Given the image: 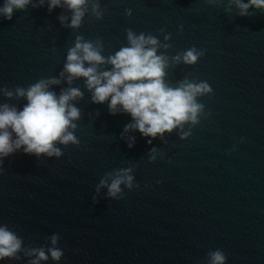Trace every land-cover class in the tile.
Returning <instances> with one entry per match:
<instances>
[{
    "label": "water",
    "instance_id": "95a60500",
    "mask_svg": "<svg viewBox=\"0 0 264 264\" xmlns=\"http://www.w3.org/2000/svg\"><path fill=\"white\" fill-rule=\"evenodd\" d=\"M83 10L77 27L67 5L49 10V0H32L11 20L0 15V106L22 110L28 101L17 89L41 81L57 97L81 93L69 102L80 112L68 129L78 143L57 142L60 156L21 148L0 160V226L22 240L17 257L0 264H30L29 253L52 247L61 260L49 254L40 264H208L216 250L226 264H264V9L241 15L235 0H87ZM129 32L157 40L167 87L209 85L195 97L196 122L154 139L125 133L132 117L111 115L108 102H93L86 78L65 71L77 42L104 58L98 72L111 71L107 60L131 46ZM192 49L199 56L189 64ZM125 171L131 188L121 184L110 197Z\"/></svg>",
    "mask_w": 264,
    "mask_h": 264
},
{
    "label": "clouds",
    "instance_id": "9594fccd",
    "mask_svg": "<svg viewBox=\"0 0 264 264\" xmlns=\"http://www.w3.org/2000/svg\"><path fill=\"white\" fill-rule=\"evenodd\" d=\"M32 0H5L0 7V15L11 20L15 10H22ZM241 15H247L250 8L264 9V0H235ZM73 12L72 27L79 26L84 16L87 0H49V10L61 5ZM130 47H125L107 60L113 66L111 71L98 72L96 65L104 63V58L91 43L77 42L67 56L65 71L71 77L86 78L87 87L92 91L94 103L108 102L109 112L129 114L133 123L124 128V132L138 130L144 137L163 135L186 121L196 122L201 105L195 103L198 94L210 92L206 83L199 85L185 84L180 88H170L164 83V58L156 55L157 40L143 35L134 36L129 32ZM150 45L151 47H146ZM195 49L184 55V61L192 64L198 60ZM89 65L85 67V63ZM52 83H58L53 80ZM20 96H25L28 103L22 110L0 106V160L23 148L25 154L40 156H60L61 150L56 143L67 145L78 143L69 128H75L74 120L79 119V110L69 102L80 96L78 89H70L59 97L47 90V83L41 81L27 91L17 89ZM11 96V92H6ZM123 135V133H122ZM151 143V140H149ZM134 146V138L128 145ZM155 151V149H153ZM154 159V157H153ZM133 177L125 171L118 174L109 186L108 195L116 198L121 192L120 185L131 188ZM106 181H101L104 186ZM58 237H52L55 246ZM22 240L7 225L0 226V261L16 258L21 250ZM60 261L63 251L56 247L35 249L29 255L36 258L30 264H40L49 259ZM227 257L221 250L209 253L208 264H226Z\"/></svg>",
    "mask_w": 264,
    "mask_h": 264
}]
</instances>
